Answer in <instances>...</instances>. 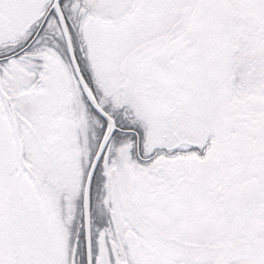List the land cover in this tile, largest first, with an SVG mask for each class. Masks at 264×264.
Segmentation results:
<instances>
[{
  "label": "snow or ice",
  "instance_id": "6c2138e0",
  "mask_svg": "<svg viewBox=\"0 0 264 264\" xmlns=\"http://www.w3.org/2000/svg\"><path fill=\"white\" fill-rule=\"evenodd\" d=\"M0 264H264V0H0Z\"/></svg>",
  "mask_w": 264,
  "mask_h": 264
}]
</instances>
